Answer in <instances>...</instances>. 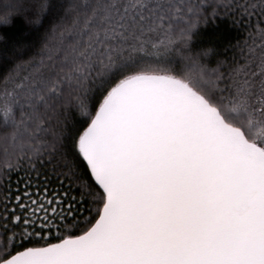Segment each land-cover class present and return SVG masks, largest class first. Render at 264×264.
I'll use <instances>...</instances> for the list:
<instances>
[{
    "label": "snow or ice",
    "instance_id": "snow-or-ice-1",
    "mask_svg": "<svg viewBox=\"0 0 264 264\" xmlns=\"http://www.w3.org/2000/svg\"><path fill=\"white\" fill-rule=\"evenodd\" d=\"M0 264H264V0H3Z\"/></svg>",
    "mask_w": 264,
    "mask_h": 264
},
{
    "label": "trees",
    "instance_id": "trees-1",
    "mask_svg": "<svg viewBox=\"0 0 264 264\" xmlns=\"http://www.w3.org/2000/svg\"><path fill=\"white\" fill-rule=\"evenodd\" d=\"M3 0H0L2 3ZM10 36H18L22 35L25 32V24L23 20L17 19L11 26V28L7 29ZM235 35V30H228L224 25L220 23H212L210 22L208 25L202 26L198 36L193 40V47H207L209 46V42L216 40L217 43L220 40H225L231 38Z\"/></svg>",
    "mask_w": 264,
    "mask_h": 264
}]
</instances>
